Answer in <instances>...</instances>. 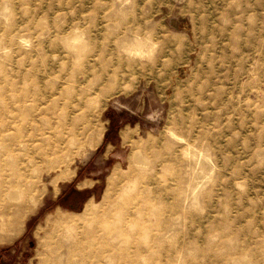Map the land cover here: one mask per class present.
I'll return each mask as SVG.
<instances>
[{"label": "rangeland", "instance_id": "374dc122", "mask_svg": "<svg viewBox=\"0 0 264 264\" xmlns=\"http://www.w3.org/2000/svg\"><path fill=\"white\" fill-rule=\"evenodd\" d=\"M4 206V264H264V0H0Z\"/></svg>", "mask_w": 264, "mask_h": 264}, {"label": "bare ground", "instance_id": "6f19581e", "mask_svg": "<svg viewBox=\"0 0 264 264\" xmlns=\"http://www.w3.org/2000/svg\"><path fill=\"white\" fill-rule=\"evenodd\" d=\"M31 99V98H30ZM33 99V98H32ZM36 101V100H35ZM39 191H38V195H37V199L39 198ZM105 196H107V194H105ZM36 199V200H37ZM31 208V207H29ZM24 209L23 211H9L6 206H4L3 208V211L0 213V218H2L3 221H6L8 224L11 223V221H7L6 218L9 216L10 217V220H13V221H17L19 220L20 218H22L30 209ZM81 218V217H80ZM80 218H77V220H80ZM76 218L75 217H71L69 215H65V214H59V213H56L55 215H53L52 217H49L48 218V221H52L54 223H57L58 225H61L63 223L65 224H68L72 221H74ZM76 220V221H77Z\"/></svg>", "mask_w": 264, "mask_h": 264}, {"label": "crops", "instance_id": "0c3cea01", "mask_svg": "<svg viewBox=\"0 0 264 264\" xmlns=\"http://www.w3.org/2000/svg\"><path fill=\"white\" fill-rule=\"evenodd\" d=\"M129 134L130 133H129L128 130H123L122 131V136L123 137H128ZM95 181L96 180L87 179V178H80V179H78L76 181L75 186L77 188H79V189H83V190L77 189L76 194L80 197V199H82V201H84V203H86L87 201H89L92 198L93 194L96 193L97 186H94L92 188V185L94 184ZM87 188H90V189H87ZM70 199L73 200V197H70ZM62 203L64 204L63 200H62Z\"/></svg>", "mask_w": 264, "mask_h": 264}, {"label": "flooded vegetation", "instance_id": "af4514ba", "mask_svg": "<svg viewBox=\"0 0 264 264\" xmlns=\"http://www.w3.org/2000/svg\"><path fill=\"white\" fill-rule=\"evenodd\" d=\"M75 200V199H74ZM62 203V200L60 201ZM63 204V203H62ZM5 258L3 256H0V264H4L1 262V260H4Z\"/></svg>", "mask_w": 264, "mask_h": 264}, {"label": "trees", "instance_id": "16d2710c", "mask_svg": "<svg viewBox=\"0 0 264 264\" xmlns=\"http://www.w3.org/2000/svg\"><path fill=\"white\" fill-rule=\"evenodd\" d=\"M63 205H65V204H63Z\"/></svg>", "mask_w": 264, "mask_h": 264}]
</instances>
